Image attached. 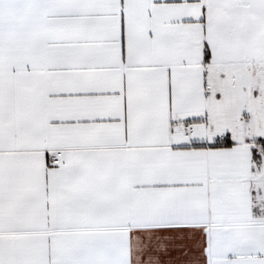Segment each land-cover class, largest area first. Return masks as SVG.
Instances as JSON below:
<instances>
[{
	"label": "snow or ice",
	"instance_id": "1",
	"mask_svg": "<svg viewBox=\"0 0 264 264\" xmlns=\"http://www.w3.org/2000/svg\"><path fill=\"white\" fill-rule=\"evenodd\" d=\"M0 264H264V0H0Z\"/></svg>",
	"mask_w": 264,
	"mask_h": 264
}]
</instances>
